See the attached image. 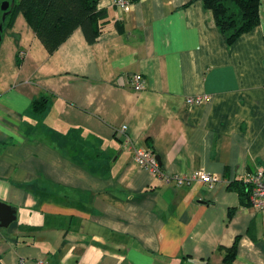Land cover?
I'll use <instances>...</instances> for the list:
<instances>
[{"label":"crops","instance_id":"0c3cea01","mask_svg":"<svg viewBox=\"0 0 264 264\" xmlns=\"http://www.w3.org/2000/svg\"><path fill=\"white\" fill-rule=\"evenodd\" d=\"M98 7L97 40L77 28L53 53L0 13V203L15 211L0 264H226L236 240L231 264H264V210L228 188L264 166V0L231 45L202 0ZM141 145L168 176L220 179L177 187L138 164Z\"/></svg>","mask_w":264,"mask_h":264},{"label":"trees","instance_id":"16d2710c","mask_svg":"<svg viewBox=\"0 0 264 264\" xmlns=\"http://www.w3.org/2000/svg\"><path fill=\"white\" fill-rule=\"evenodd\" d=\"M100 0H14L7 15L9 24L18 13H23L36 35L50 53L82 28L89 43H94L103 29L106 12L98 7ZM212 10L216 25L228 45L240 35L249 32L260 22L261 0H202ZM2 3V2H1ZM0 13H4L0 9ZM48 97L42 96L32 103L36 114H43ZM228 188L238 191L243 205H250L251 185L245 180L228 182ZM232 213V212H231ZM238 240L231 247H220L224 261L231 264L237 254Z\"/></svg>","mask_w":264,"mask_h":264},{"label":"built area","instance_id":"2783aa9c","mask_svg":"<svg viewBox=\"0 0 264 264\" xmlns=\"http://www.w3.org/2000/svg\"><path fill=\"white\" fill-rule=\"evenodd\" d=\"M134 3V0H114V4L121 9L129 10ZM129 84L137 91L146 88V79L142 73L130 74ZM209 99L208 95H198L189 97L187 102L189 105H199ZM126 126L122 128L125 131ZM135 159L140 166L150 170L157 178L166 182H174L177 187L185 186L194 180L207 182L210 186L220 178L217 175L207 174L203 171H196L191 174H177L168 176L164 174L160 167V163L154 152L143 145L135 147ZM245 180L251 185V201L254 207L264 210V166L259 165L254 172L246 173Z\"/></svg>","mask_w":264,"mask_h":264},{"label":"water","instance_id":"95a60500","mask_svg":"<svg viewBox=\"0 0 264 264\" xmlns=\"http://www.w3.org/2000/svg\"><path fill=\"white\" fill-rule=\"evenodd\" d=\"M14 1V0H13ZM11 2L8 0L2 1L1 3V9L4 11L3 13V20L6 19L9 8H10ZM2 30H3V24L0 25V41L2 39ZM157 159L160 160V157L157 156ZM15 211L12 209V207L5 203H0V219H1V226H8L14 219H15Z\"/></svg>","mask_w":264,"mask_h":264},{"label":"rangeland","instance_id":"374dc122","mask_svg":"<svg viewBox=\"0 0 264 264\" xmlns=\"http://www.w3.org/2000/svg\"><path fill=\"white\" fill-rule=\"evenodd\" d=\"M0 9H1V2H0ZM123 132H125V131H123ZM123 132H122V133H123Z\"/></svg>","mask_w":264,"mask_h":264}]
</instances>
